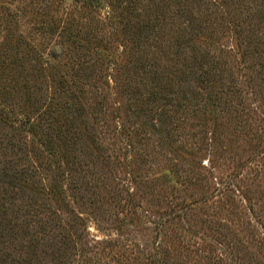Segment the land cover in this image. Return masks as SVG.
I'll use <instances>...</instances> for the list:
<instances>
[{"label": "rangeland", "instance_id": "obj_1", "mask_svg": "<svg viewBox=\"0 0 264 264\" xmlns=\"http://www.w3.org/2000/svg\"><path fill=\"white\" fill-rule=\"evenodd\" d=\"M0 264H264V0H0Z\"/></svg>", "mask_w": 264, "mask_h": 264}, {"label": "trees", "instance_id": "obj_2", "mask_svg": "<svg viewBox=\"0 0 264 264\" xmlns=\"http://www.w3.org/2000/svg\"><path fill=\"white\" fill-rule=\"evenodd\" d=\"M98 2H99V0H98ZM97 6H99V5L97 4ZM147 25H148V24L146 23V24L141 25V27L144 29ZM139 27H140V25H139ZM186 29H187V31H189V33L196 32V31H195L196 29H195L193 26H190V27H188V28H186ZM56 150H57V152H59L58 149H56ZM60 156H62V154H61ZM49 193H50L51 195H57V194L53 191V189H50Z\"/></svg>", "mask_w": 264, "mask_h": 264}]
</instances>
